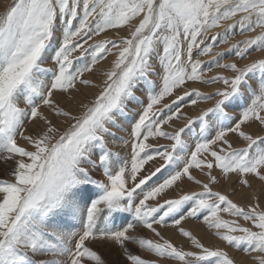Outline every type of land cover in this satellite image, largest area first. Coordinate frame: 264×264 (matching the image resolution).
<instances>
[{
	"label": "snow or ice",
	"instance_id": "6c2138e0",
	"mask_svg": "<svg viewBox=\"0 0 264 264\" xmlns=\"http://www.w3.org/2000/svg\"><path fill=\"white\" fill-rule=\"evenodd\" d=\"M233 30L244 39L215 51ZM254 53H264V0H13L0 13V164H11L0 264H108L98 245L127 264H238L228 247L264 264V135L245 130L264 132V55ZM90 87L98 93L77 102ZM230 182L239 187L217 189ZM240 187L252 190L243 205L230 198ZM189 221L227 247L206 246Z\"/></svg>",
	"mask_w": 264,
	"mask_h": 264
},
{
	"label": "rangeland",
	"instance_id": "374dc122",
	"mask_svg": "<svg viewBox=\"0 0 264 264\" xmlns=\"http://www.w3.org/2000/svg\"><path fill=\"white\" fill-rule=\"evenodd\" d=\"M12 3H13V0H0V13H4L5 10L7 9V7H9ZM2 5H4V6H2ZM237 19H238V17H237ZM231 23H233V21H225L223 27L212 29L209 33V37L211 36L212 33L223 34L227 28V25L231 24ZM233 31H234V34L230 33L228 36L229 43L228 44H223V43L218 44V46L214 49L215 51L226 50L230 47L231 44H234L237 41L244 39V35H242L238 30H233ZM127 34H128V29L125 27V28H122L119 30H108L105 33H101V35L99 37H94V39H104L106 37L107 38H117L118 36H126ZM247 35H254V33H248ZM57 36H58V34H57ZM218 39H219V37H218ZM259 54L254 53L252 58H256V57L264 55V53H259ZM114 59H115V57L110 55L107 57L106 60L101 61L100 65L102 66V68L90 77L91 79L94 80V83H96V84L102 83V79H103L102 73L104 70H107L111 66V62ZM205 59H207V58H205ZM228 59H231V57L225 56V60H228ZM244 62H247V61H244ZM154 79H155V77H154ZM195 86L200 87L202 91H210L211 87H214V86L205 87L203 85H195ZM98 91H99V88H94V87L82 89V92L80 94L76 95V100H77V102L80 100H83L85 103H88L93 98L94 94L98 93ZM137 95L141 99H144V95L142 92H137ZM61 99H63V98H61ZM165 102H167V101H165ZM64 103L68 108H71L74 111V114H78V112L81 110L76 106V102L68 103L67 100H64ZM204 105L206 106L205 103H202L201 107H205ZM136 107H139V105H134V104L130 105V108H136ZM184 110L189 115H195V111L191 107H187ZM43 111H44L45 115H49L50 119H55L53 116H51L49 114L48 109L45 108V109H43ZM37 124L38 125L36 127H34V126L29 127L30 124L27 125V127L29 129V133H32L34 129H38V128L43 126L42 121H38ZM65 127H66V125H65ZM245 130L250 131L254 135H264V132H262L261 129L255 125L251 126V128H246ZM229 139H230V142L232 143L233 147L246 146V143L242 139H239L236 135L230 134ZM160 143H165V141L161 140ZM116 150H121V149L117 148ZM127 152H128V149L123 148L122 154L126 155ZM145 167L150 168L151 163L146 165ZM10 168H11V164H9V165L0 164V178H10L9 177V169ZM98 178H102V177L98 176ZM188 183L189 182H187V181L185 182V185L187 188L183 185V188L185 190H196L197 189L198 186L190 185L191 183L188 185ZM234 186H237V185H234L231 182L227 183V184L222 183L221 185L217 186V189L222 190L227 194V193L231 192V189ZM237 187H239V186H237ZM253 190H255L257 192H259L261 190V183L258 180H253ZM250 191H252V190L240 187V191H238L235 195H230V198L243 205L245 203H248L246 196H247V193H249ZM177 195H178V192H169L168 198H174ZM261 203H262V205H264V195L261 196ZM222 215H224L225 219H232V217H229L227 214H222ZM186 227L191 228L194 231V233L198 236V238H200L202 240V242L205 243L206 246L219 245L222 247H227L223 242H221L217 237L214 236L212 230L207 229L206 226L199 223L198 221H189L187 223ZM164 234L167 237H171L174 240V242L177 243L178 246H183L186 249L191 248L190 241H188L186 238L182 237L174 229L169 228V229L165 230ZM97 247H98L99 251L104 255L105 259L108 261V264H127V261L120 255L121 250L116 248L115 246L98 245ZM130 249L134 253L139 251L140 254L146 255L145 253H143L141 250L137 249L134 246L130 245ZM227 250L230 252V254L232 256H234L236 258V260L238 261V264H255V262L251 259V257L246 255L245 253H243V251L236 250V249L231 248V247H228ZM253 255H255V254H253ZM163 264H176V262H171V261L165 260L163 262Z\"/></svg>",
	"mask_w": 264,
	"mask_h": 264
},
{
	"label": "bare ground",
	"instance_id": "6f19581e",
	"mask_svg": "<svg viewBox=\"0 0 264 264\" xmlns=\"http://www.w3.org/2000/svg\"><path fill=\"white\" fill-rule=\"evenodd\" d=\"M5 5V4H4ZM4 5H2V6H4ZM6 6V5H5ZM225 29V28H224ZM57 34H58V36L60 35V33L59 32H57ZM259 54V53H258ZM260 55V54H259ZM102 68V66L100 65V69ZM205 106V105H204ZM38 123V122H37ZM38 124H36V125H32V124H30L29 125V127H36ZM190 183H188V185H189ZM190 185H193V184H190ZM184 186L186 187V185L184 184ZM187 188V187H186ZM244 196V195H243Z\"/></svg>",
	"mask_w": 264,
	"mask_h": 264
}]
</instances>
